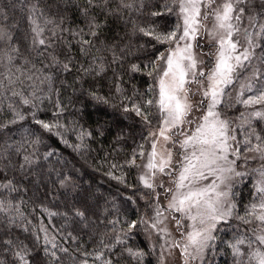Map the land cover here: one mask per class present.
Here are the masks:
<instances>
[{"label": "trees", "instance_id": "1", "mask_svg": "<svg viewBox=\"0 0 264 264\" xmlns=\"http://www.w3.org/2000/svg\"><path fill=\"white\" fill-rule=\"evenodd\" d=\"M139 2L136 0L137 4ZM166 2L143 0L142 8L112 15L100 7L90 6L88 0H0V17H6L0 24L16 25L11 28L21 52L16 66L21 72L39 77L24 81L30 104H23L10 92L0 96V150L6 149L0 157V181L6 182V177L17 188L14 192L0 188V199L10 200L18 208V212L11 214L14 224L9 225L0 217V240L19 238L32 247L36 236H40L42 242L44 233L40 229L46 227L48 235L54 236L60 245L94 253L101 237L106 244L112 245L119 236L123 244H116L111 252L105 249L113 264H157L161 236L155 231H146L143 225L134 229L130 236H126L125 231L127 222L154 216L155 201L148 194L150 190L140 183V168L130 167L126 162L133 152L150 150L148 133L155 131L158 120L150 116L152 126H146L135 112H126L124 108H131L133 103L142 104L156 95L155 91H150L156 81L148 75L152 68L147 65L156 61L159 53L169 45L159 44L152 37L134 31L133 22L136 26H151L160 32L171 31L180 19L175 8L171 13L165 11ZM33 6L55 21L48 29L59 34L54 47L62 53L58 57L60 65H52L49 58H41L37 50L30 47L28 16ZM262 6L264 0H248L246 4L253 13L259 12ZM109 7L115 9L117 0H112ZM152 12L163 15L152 16ZM92 17L101 24L95 37L89 34L88 28ZM61 28L68 31L60 32ZM80 29H83V36L74 35ZM48 35L46 30L45 36ZM81 39L92 41L87 54L80 50L78 41ZM68 56L72 59L71 70L64 71L62 64L67 63ZM25 57L30 61L27 65ZM133 64L140 70L132 71ZM83 69L91 71L85 74ZM47 76L51 79L41 83ZM253 109H262V106L246 109L233 102L221 111L237 127L240 113L247 114ZM149 111L156 113L155 107ZM15 113L25 118L18 120ZM12 120L17 122L9 123ZM36 120L60 127L49 133L36 124ZM253 125L258 132L264 130V121L254 120ZM237 135L240 139L239 130ZM37 138L38 143L35 142ZM8 145L12 147L7 148ZM25 156L29 158L27 163ZM143 160L144 157L138 156L136 164ZM238 166L245 175L233 188L235 208L230 218L216 228L215 240L211 241L203 264H237L238 260L244 264L247 260V257H235L230 245L240 238H253L249 229L255 225H246L239 217L245 216L255 202V185L260 177L253 170L260 168L261 161L249 160L245 164L238 160ZM65 176L71 177V182L61 187L60 180ZM114 177H123V180ZM76 209L85 213L84 218L73 215ZM25 228L28 231H24ZM69 233L77 239L73 241ZM129 247L143 250L142 260L131 258L125 251ZM253 247L263 248L258 241ZM241 248L248 252L247 242ZM0 257L11 259L3 252ZM88 260L89 264H100L91 256Z\"/></svg>", "mask_w": 264, "mask_h": 264}, {"label": "snow or ice", "instance_id": "2", "mask_svg": "<svg viewBox=\"0 0 264 264\" xmlns=\"http://www.w3.org/2000/svg\"><path fill=\"white\" fill-rule=\"evenodd\" d=\"M88 3L112 15L144 7L143 0L138 4L136 0H117L115 9L109 7L112 0H88ZM247 3L248 0H167L165 11L171 13L175 8L180 19V23L171 31L160 32L151 26H136L133 22L134 31L152 37L159 44L169 45L156 57L159 64L152 61L147 65L152 68L148 75L156 81L155 87L150 89L156 92L155 97L124 108L126 112H135L146 126H152L150 116L158 120L155 131L148 133L151 151L133 152L126 162L130 167L143 170L139 180L143 188L150 190L148 194L155 201L154 216L127 222L125 231V235L130 236L134 229L143 225L146 231L152 230L161 237L169 238L160 245L157 264H168L174 250L179 251L183 264L202 258L205 249L210 246L209 242L215 240L213 231L217 223L230 217L235 208L234 204L227 202L231 185L228 184V191H221L220 185L227 184L233 177L245 175L237 171L238 160L247 164L249 160L256 159L261 161V166L253 170L260 177L255 185V202L245 216L239 217L246 225H255L249 229L254 239L240 238L230 247L235 257H247L244 264H264V248L253 247L256 241L264 245V130L258 132L253 125L254 120L264 121V6L253 13L246 7ZM151 15L161 16L163 13L152 12ZM2 19L6 17H0ZM28 22L30 47L35 48L41 58H49L52 65H60L62 62L58 57L62 53L54 47L59 34L48 29L55 21L33 6ZM15 27L0 24V96L10 92L12 97L20 98L27 105L32 101L25 95L24 81L39 77H35L34 73L21 72L16 66L21 52L11 31ZM88 28L89 34L95 37L101 24L92 17ZM46 30L49 32L47 37ZM63 31L68 29L61 28L60 32ZM74 35L83 36V29ZM204 38L206 43L201 45L200 40ZM78 42L81 52L87 54L92 41L81 39ZM203 47H208L210 51L204 52ZM204 57L208 58L207 61ZM66 59L67 63H63L62 67L64 71H70L72 59L70 56ZM24 63L27 65L30 61L25 57ZM100 70H104L102 65ZM131 70L135 72L140 68L133 64ZM90 71L83 69L85 74ZM50 79V76L44 77L41 83ZM117 91L120 89L117 88ZM31 95L35 96V92ZM233 102L246 106V109L255 105L262 106V109H253L247 114L241 112L237 118L240 123L232 127V121L223 117L221 109L232 106ZM8 107L15 112L13 105L9 104ZM152 107H155L156 113L149 111ZM15 115L18 120L25 118L19 113ZM16 122L12 120L9 123ZM35 123L49 133L60 127L42 120ZM238 130L240 139L236 135ZM35 142L38 143L39 139ZM173 149H178L179 160L174 159ZM4 151L6 149L0 150V157H3ZM138 156L146 157V163L136 164ZM24 161L29 162V158L25 156ZM208 177H213V180L203 183ZM114 178L123 180V177ZM163 178H169L172 186L165 187ZM5 180L0 181V188L17 191L12 180L6 177ZM70 182L71 177L65 176L60 180V185L64 187ZM157 188L165 193L163 198L156 191ZM161 199L166 203H161ZM13 211L18 212V208L10 200L0 199V217L7 220L9 225L15 223L11 218ZM73 215L84 218L85 213L76 209ZM168 223L174 224L180 235L178 240L170 239ZM40 231L44 233L43 240L41 242V237L36 236L32 247L19 238L0 240V245H3L0 252L11 257L10 261L0 257V264H89L90 256L100 264H113L112 259L106 256L105 249L111 252L116 244L124 243L117 236L115 244L109 245L101 237L97 250L89 253L82 252L80 248L70 250L60 245L54 236L48 235L46 227ZM68 237L73 241L77 239L71 233ZM246 242L248 252L241 248ZM125 251L137 261L145 255L140 249L129 247ZM237 264H241V261L238 260Z\"/></svg>", "mask_w": 264, "mask_h": 264}, {"label": "rangeland", "instance_id": "3", "mask_svg": "<svg viewBox=\"0 0 264 264\" xmlns=\"http://www.w3.org/2000/svg\"><path fill=\"white\" fill-rule=\"evenodd\" d=\"M205 43H206V38L200 40V44H201V45H205ZM202 50H203L204 52H208V50L210 51V49H209L208 47H203ZM204 59L207 61L208 58H207V57H204ZM237 87H238V85H237ZM196 115H199V113H196ZM223 117H224V116H223ZM224 118H225V117H224ZM226 119H227V118H226ZM231 126H232V127H236V125H233V124H232ZM236 135H237V133H236ZM237 138H238V135H237ZM150 151H151V148H150V150H149L148 152H150ZM148 152H147V153H148ZM173 154H174V159H175V160H179V159H180V155H179L178 149H173ZM229 158L231 159L232 157L230 156ZM142 163H146V157H144V160L142 161ZM142 171H143V170L140 168V175L142 174ZM237 171L242 172V170H241L240 167L238 166V161H237ZM240 177H241V176H240ZM240 177H233L231 181L227 182V184H222V185H220V190H221V191H228V190H229V188H228V184L231 185V188H230V196H229L228 201H227L228 203L233 204V197H232L233 188H234L236 182L239 180ZM163 180H164V186H165V187H171V186H172L171 183H170V179H169V178H163ZM212 180H213V177H208V179L205 180L203 183L207 184V183H210ZM217 183H219V181H217ZM156 191L160 193L161 198H163V197L165 196V193H163V191H162L161 189L157 188ZM161 203H166V201H164L163 199H161ZM229 218H230V217H228V218L225 219V220H221L219 223H217L216 228H217L222 222L227 221ZM188 223H190V222H188ZM167 226H168L169 231L171 232V238H170V239H177V240H178V239L180 238V235H179V233L176 231L174 224H173V223H168ZM216 228H215V230H216ZM215 230L213 231V235H214V233H215ZM151 235H152L153 238L155 237L154 234H151ZM151 235H150V236H151ZM166 239H169V238H168V237H161V241H160L159 244H158L159 249H160V245H161V244H164ZM210 243H211V241L209 242V244H210ZM262 247L264 248V245H262ZM207 249H208V248H207ZM207 249H205L202 258H201V257H198V258L195 259V260H191V261H190V264H203V262H204V260H205V257H206ZM168 264H183V258L181 257V255H180V253H179L178 250H174L173 255H171V256L168 258Z\"/></svg>", "mask_w": 264, "mask_h": 264}]
</instances>
